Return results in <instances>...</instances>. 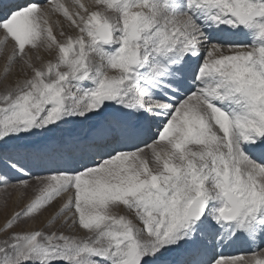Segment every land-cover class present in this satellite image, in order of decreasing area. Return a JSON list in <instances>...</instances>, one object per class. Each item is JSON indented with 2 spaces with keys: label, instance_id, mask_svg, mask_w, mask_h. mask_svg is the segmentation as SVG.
I'll use <instances>...</instances> for the list:
<instances>
[{
  "label": "snow or ice",
  "instance_id": "snow-or-ice-1",
  "mask_svg": "<svg viewBox=\"0 0 264 264\" xmlns=\"http://www.w3.org/2000/svg\"><path fill=\"white\" fill-rule=\"evenodd\" d=\"M0 57V264H264V0H0Z\"/></svg>",
  "mask_w": 264,
  "mask_h": 264
},
{
  "label": "rangeland",
  "instance_id": "rangeland-1",
  "mask_svg": "<svg viewBox=\"0 0 264 264\" xmlns=\"http://www.w3.org/2000/svg\"><path fill=\"white\" fill-rule=\"evenodd\" d=\"M61 2H64L66 4H71V3H73V0H61ZM83 2L89 3L90 0H83ZM52 20H53V22L59 20L60 23L63 25L65 31H71L67 27V22L64 20V18L62 16L54 15L52 17ZM58 31H59V29L54 25V34H57L58 39H62V37H59ZM40 55L45 60L49 58L48 53L43 49L40 50ZM3 67H4V60L2 57H0V75H2V73H3ZM17 78H19L18 70H17V72H14L11 77H9V82H11ZM2 91H3V84L0 83V92H2ZM65 127H66V129H70L72 126L67 125ZM31 194H32L31 190H29L28 195H31ZM67 195L68 194H65V196L57 198V202H54L53 205L48 209V211L44 212L43 215L37 221H30L29 220L27 223L21 224V227L26 229V230L32 229V228L42 227L44 225H51L54 228H59L63 224V218L61 217L59 220H54V217H55L56 212L58 211L59 203L63 202ZM24 202H25L24 200H21L19 198L18 193H13L12 196L9 197L8 206H7V209L5 210L4 209L3 194L0 193V242L5 240L7 238V235H8V233L4 232V230H3L5 218L10 216L13 211L18 210L20 207H22ZM114 212H116L117 214H127V210L124 209L123 207L114 209ZM74 234L83 235L84 233L81 232V230L77 228V229H75ZM227 251L228 252L230 251L229 253H231V254H241L243 252H247V249L237 247V248L228 249Z\"/></svg>",
  "mask_w": 264,
  "mask_h": 264
},
{
  "label": "bare ground",
  "instance_id": "bare-ground-1",
  "mask_svg": "<svg viewBox=\"0 0 264 264\" xmlns=\"http://www.w3.org/2000/svg\"><path fill=\"white\" fill-rule=\"evenodd\" d=\"M230 252V251H229Z\"/></svg>",
  "mask_w": 264,
  "mask_h": 264
}]
</instances>
